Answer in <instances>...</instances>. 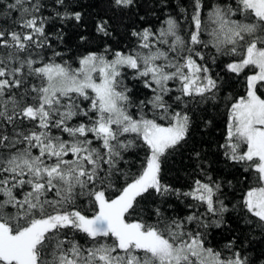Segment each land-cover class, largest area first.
<instances>
[{
	"label": "snow or ice",
	"instance_id": "1",
	"mask_svg": "<svg viewBox=\"0 0 264 264\" xmlns=\"http://www.w3.org/2000/svg\"><path fill=\"white\" fill-rule=\"evenodd\" d=\"M0 264H264V0H0Z\"/></svg>",
	"mask_w": 264,
	"mask_h": 264
},
{
	"label": "trees",
	"instance_id": "2",
	"mask_svg": "<svg viewBox=\"0 0 264 264\" xmlns=\"http://www.w3.org/2000/svg\"><path fill=\"white\" fill-rule=\"evenodd\" d=\"M166 171L168 173V179L177 184L181 183L183 178L186 176V173L181 170L179 162L167 165Z\"/></svg>",
	"mask_w": 264,
	"mask_h": 264
}]
</instances>
